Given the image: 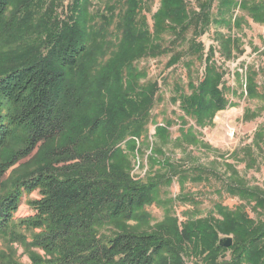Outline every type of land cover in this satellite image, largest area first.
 I'll list each match as a JSON object with an SVG mask.
<instances>
[{
	"label": "trees",
	"instance_id": "16d2710c",
	"mask_svg": "<svg viewBox=\"0 0 264 264\" xmlns=\"http://www.w3.org/2000/svg\"><path fill=\"white\" fill-rule=\"evenodd\" d=\"M122 2L124 9L114 24L122 39L110 63L118 73L100 74L101 59L92 55L102 47L106 50L105 37L113 14L101 15L99 28L88 30L92 27L90 16L85 18L88 0H70L65 19L44 30L39 46L0 55V187L7 190L0 193V240L44 253V257H31L29 264H184L182 257L194 264H218L216 260L224 251H229L231 260L223 264H264V190L244 186L229 166L226 192L250 206L258 219L250 218L241 205L233 210L217 206L218 218L190 222L181 231L176 223L140 233L104 235L98 230L106 223L130 219L159 185L135 181L125 170L108 166L122 151L116 145L139 134L142 128L140 119L119 126L123 116L127 118L125 110L129 107L141 118L144 105L153 96L154 85L147 84L144 89L136 85L138 76L131 63L149 54L164 53L160 47L164 35L173 36L175 42L185 41L188 51L197 54L203 47L196 39L211 22L229 30L232 27L231 19H224L233 6L231 0L219 1L216 19H211L213 0H197L196 10L189 9L185 0H159L151 16L152 31L141 15L145 0ZM9 5L10 0H0V23ZM33 7L34 3L28 8ZM246 9L254 21L264 16V3ZM24 12L17 11L15 20ZM216 37L229 58L238 41L220 33ZM180 57L176 53L168 66ZM211 60L212 56L205 59L201 81L196 86L189 82V93L178 97L181 111L199 126H204L202 119L210 118V113L226 106L219 89L220 70ZM126 72V80L131 74L133 79L115 103L122 119L113 124L107 143L91 144L89 138L108 122L107 109L97 105L96 113L82 119L79 114L95 105L94 95L99 89L94 85L111 75V81H117ZM247 81L246 91L252 97L253 81ZM113 103L109 102V107ZM263 137L264 130H258L254 143L258 140V146L263 144ZM193 138L191 131H182V140ZM34 163L35 167L29 168ZM34 193L38 197L27 200L32 214L16 218L23 199ZM23 230L32 232L30 243H26ZM219 236H231L232 244L227 249L218 246ZM0 264L18 263L4 261L0 255Z\"/></svg>",
	"mask_w": 264,
	"mask_h": 264
},
{
	"label": "rangeland",
	"instance_id": "374dc122",
	"mask_svg": "<svg viewBox=\"0 0 264 264\" xmlns=\"http://www.w3.org/2000/svg\"><path fill=\"white\" fill-rule=\"evenodd\" d=\"M185 1L189 9H195L197 0ZM219 1L213 0L211 19L217 17ZM231 1L233 6L224 15V19H231V30L222 24L211 22L205 33L196 39V43L202 44V53L193 54L188 51V43L185 41L175 42L173 36L164 35L160 46L164 53L156 52L154 56L149 54L131 63L134 69L132 71L138 76L135 79L137 86L143 88L147 84L154 85L151 102H144L146 105L145 114L141 115L143 117L132 114L128 107L123 109L127 118L123 116L122 119L119 115L120 107L115 106V103L118 104L119 94L124 95L128 81H132L133 74L131 79L126 80L127 75L129 78V73L126 72L117 81H111L114 78L111 75L102 79L101 84L94 85L96 90L99 89L94 95L95 105L88 111L81 112L79 119L96 113V106L101 105L104 111L107 109L108 122L89 138V142L105 144L110 140L112 126L115 127L118 120L122 119L119 126L123 127L140 119V133L125 138L116 145L122 151L112 158L108 166L125 170L135 181L159 183L151 199L136 210L130 219L106 223L98 228L100 233L151 232L174 223L178 231H181L190 222L211 216L218 218L217 206L233 210L241 205L250 218H259L251 211L250 206L228 194L225 186L231 167L244 186L264 190V137L263 144L258 146V140L254 143L256 132L264 130V16L261 15L254 21L246 9L262 5L264 0ZM69 2L70 0H10L9 8L0 23V55L13 51L19 53L39 46L44 30L52 28L54 22L65 19ZM32 3L34 7L28 8ZM122 3V0H88L86 6L85 18L90 16L89 23L92 26L88 30L99 28L101 15L113 14L112 25L108 27L109 33L105 37L108 42L106 50L99 47L92 54L101 59L103 69L100 74L118 73V68H112L110 63L113 54L118 52L117 46L120 38L122 39L120 30L114 29V24L118 22L117 16L124 9ZM158 7L159 0H145L142 8L141 15L146 18L150 31L151 16ZM23 9L26 11L22 13L24 16L20 14L15 20L16 12ZM224 19L222 20L225 21ZM235 21L236 24L233 25ZM217 33L238 41L231 49L229 58L222 51L221 39L216 37ZM98 37H101L100 33ZM186 37L190 38V34ZM210 51L213 52L212 55ZM42 52L44 55L45 52ZM176 53L180 54V60L168 66ZM207 56H212L211 61L220 70L219 89H222L226 106L210 113V118L202 119L204 126H199L181 111L178 97L189 93V82L196 86L201 81ZM247 79L253 81L252 97L246 91ZM113 101L114 105L109 107V102ZM185 130L193 133L194 138L189 139L190 141L181 139L182 131ZM129 141L131 143L127 144ZM32 167H35V163L29 168ZM5 191L7 190L0 187V193ZM37 197L34 193L23 199L15 217L30 216L32 212L27 206V200ZM21 233L26 238V243H30L32 232L23 230ZM226 240V236H219L218 246L219 242ZM0 255L4 261L11 260L18 264H29L31 257H44V253L37 248L21 243L9 244L4 240H0ZM182 259L184 264H194L191 259ZM230 260L229 251H224L216 262L223 264Z\"/></svg>",
	"mask_w": 264,
	"mask_h": 264
},
{
	"label": "water",
	"instance_id": "95a60500",
	"mask_svg": "<svg viewBox=\"0 0 264 264\" xmlns=\"http://www.w3.org/2000/svg\"><path fill=\"white\" fill-rule=\"evenodd\" d=\"M232 244V239L230 237H227V240L224 242H219V245L221 247L227 248Z\"/></svg>",
	"mask_w": 264,
	"mask_h": 264
}]
</instances>
